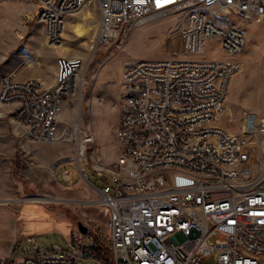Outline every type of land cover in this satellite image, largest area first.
Returning <instances> with one entry per match:
<instances>
[{
  "label": "built area",
  "instance_id": "obj_1",
  "mask_svg": "<svg viewBox=\"0 0 264 264\" xmlns=\"http://www.w3.org/2000/svg\"><path fill=\"white\" fill-rule=\"evenodd\" d=\"M47 43L58 45L65 16L94 2L95 44L107 47L129 30L178 14L182 57L125 64L111 166L82 169L103 180L97 204L107 211L105 246L91 227H76L68 249L36 246L15 253L17 239L0 245V264H264V116L244 117L239 134L217 124L226 112L230 81L245 32L230 21L264 18V0H37ZM218 40L224 59L207 58ZM54 84L3 77L0 107L11 106L28 140L56 142L64 96L80 85V57L57 59ZM75 150L91 141L83 134ZM68 174V173H66ZM67 177V176H66Z\"/></svg>",
  "mask_w": 264,
  "mask_h": 264
},
{
  "label": "rangeland",
  "instance_id": "obj_2",
  "mask_svg": "<svg viewBox=\"0 0 264 264\" xmlns=\"http://www.w3.org/2000/svg\"><path fill=\"white\" fill-rule=\"evenodd\" d=\"M88 2L96 17L91 39L87 45L72 41L71 31L65 24L76 18L78 11L67 15L63 29L72 38L64 43L72 47L67 51L47 43L45 24L38 18L37 0H0V84L4 76L10 75L14 79L36 78L43 87L44 81L52 86L58 58H82L81 75L85 84L83 87L77 85L64 96L58 122L60 130L69 128L68 132H71L80 105V139L83 134L91 136V141L85 145V159L81 164L75 159L77 139L74 134L56 142H33L26 138L21 124L12 118V107H0V200L11 197L19 200L0 202V240L5 238L2 244L5 247L10 240L17 239L15 249L19 250L15 253L21 252L28 237L34 238L36 246L41 248L51 249L58 245L68 249L66 238L75 231L77 222L97 231L100 235L98 241L105 246L107 211L96 203L98 190L90 182L99 188L103 180L98 177L86 179L82 169L91 171L94 166L111 167L117 161L120 146L112 124L116 128L125 64L140 59L183 56L180 50L168 49L166 45L169 40L177 45L180 38L176 35L181 23L178 14L153 19L129 30L122 39L101 47L95 44L99 19L96 4ZM229 19L245 32L246 45L236 56L240 69L230 81L226 112L217 124L241 134L246 113L264 116V39L255 38L264 33V21H241L235 16ZM42 35L46 44L41 45L42 55H38L35 49L40 46ZM205 57L224 59L228 54L220 50L218 40L211 39L207 42ZM52 62L50 73L49 64ZM232 92H235L234 96ZM70 169L74 171L73 177ZM62 171L67 178L62 177ZM30 197L47 199H27ZM1 213L9 215L7 222L3 221Z\"/></svg>",
  "mask_w": 264,
  "mask_h": 264
},
{
  "label": "bare ground",
  "instance_id": "obj_3",
  "mask_svg": "<svg viewBox=\"0 0 264 264\" xmlns=\"http://www.w3.org/2000/svg\"><path fill=\"white\" fill-rule=\"evenodd\" d=\"M70 15V14H69ZM77 17L74 18L72 21H70L69 23H66L65 25L69 27L70 31H71V35L73 36V39L70 37V34L67 33L65 31V29H63L62 31V38H63V42L59 43L58 45H55L54 47H58V48H61V49H65L67 51H70L72 50L70 46L68 45H65V41L69 38L73 40H78L80 42V44H84V45H87L88 44V41L91 39V34L94 30V25L93 23L96 21V17H95V14H94V11L91 10L89 8V2L86 1L84 3V5L81 7V9L76 13ZM257 21H264V18H260L258 19ZM64 25V27H65ZM251 32V31H250ZM176 35H178L180 37V35L178 33H176ZM129 36V33L128 35L124 38L127 39ZM181 38V37H180ZM178 39V42H177V45H174V43L169 40L167 41V47L168 49H177V50H180L181 52H183V49H184V44H183V40L182 39ZM255 38L257 40L259 39H264V33L261 32L259 33L258 35L255 36ZM29 62V61H28ZM32 62V61H31ZM58 73V66H56V74ZM85 84V78L84 76L82 75L80 77V86L83 87ZM238 90V89H237ZM236 90V91H237ZM235 94V92H232V94ZM238 93V92H237ZM233 94V96H234ZM232 101V100H231ZM98 114V113H97ZM246 115V114H245ZM80 117H81V107L79 105V107H77V110H76V124H74L72 126V130L71 132H68L67 136L68 138H71L72 137V134H74L75 138L76 139H80V129H79V122H80ZM245 121L243 119V122L241 124V130L242 132L244 133L245 132ZM84 136L82 135L81 138H83ZM100 142H101V139H100ZM104 148V147H103ZM27 150H29L28 148H26ZM99 149V148H98ZM105 149V148H104ZM97 151V149H96ZM104 152V151H103ZM30 153V152H29ZM98 153V152H97ZM107 154V153H106ZM105 155V154H103ZM100 157V155L98 156ZM105 157V156H103ZM75 159L76 161L81 164H83L84 162V159H85V150H84V145H82L77 151H76V156H75ZM44 173V172H43ZM44 175V174H43ZM37 176V175H36ZM27 199H31V200H44V199H47V198H42V197H30V198H27ZM10 200L14 201V202H17L19 201L17 198H11ZM0 202H5V201H0ZM5 208V207H4ZM9 212V211H8ZM1 216H2V219L4 222H7L8 221V217L9 215L8 214H2L1 213ZM12 221V220H11ZM14 223V221H12ZM10 224V223H9ZM4 239H1L0 240V244L1 246H4L2 244H4ZM6 244H7V241H6ZM5 244V245H6Z\"/></svg>",
  "mask_w": 264,
  "mask_h": 264
},
{
  "label": "crops",
  "instance_id": "obj_4",
  "mask_svg": "<svg viewBox=\"0 0 264 264\" xmlns=\"http://www.w3.org/2000/svg\"><path fill=\"white\" fill-rule=\"evenodd\" d=\"M46 44V42H45V38H44V36L42 35L41 36V38H40V46L38 47V48H36L35 49V51L38 53V55H42V52H41V45L42 44ZM71 57V56H70ZM53 62H54V60H53ZM53 62L52 63H50L49 64V72L51 73V69H52V67H53ZM54 66H55V64H54ZM42 81H43V79L41 78V77H39ZM45 82V85H44V87L45 88H49L50 86H51V84L52 83H50V82H46V81H44ZM115 129V124H112V130H114ZM28 148V147H27ZM29 149V148H28ZM77 169V168H76ZM69 171V173H70V176L71 177H73L74 176V171L72 170V169H70V170H68ZM78 171V170H77ZM61 174L63 175L62 177H65V178H67L66 176H65V171H62L61 172ZM91 183H92V181H90ZM5 189H7V187L5 188ZM12 198V197H11ZM11 198H5V199H1L0 201H6V200H10ZM2 239H4L5 240V238H2ZM7 239V238H6Z\"/></svg>",
  "mask_w": 264,
  "mask_h": 264
},
{
  "label": "water",
  "instance_id": "obj_5",
  "mask_svg": "<svg viewBox=\"0 0 264 264\" xmlns=\"http://www.w3.org/2000/svg\"><path fill=\"white\" fill-rule=\"evenodd\" d=\"M76 225L80 232L84 234L87 232V227L83 225L81 222H77Z\"/></svg>",
  "mask_w": 264,
  "mask_h": 264
}]
</instances>
